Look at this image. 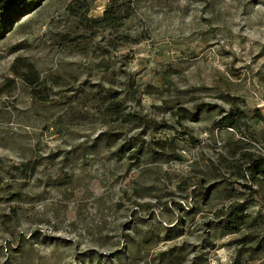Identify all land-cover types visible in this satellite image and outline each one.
Here are the masks:
<instances>
[{
    "label": "rangeland",
    "instance_id": "rangeland-1",
    "mask_svg": "<svg viewBox=\"0 0 264 264\" xmlns=\"http://www.w3.org/2000/svg\"><path fill=\"white\" fill-rule=\"evenodd\" d=\"M254 162L264 0H26L0 21V264H264Z\"/></svg>",
    "mask_w": 264,
    "mask_h": 264
},
{
    "label": "trees",
    "instance_id": "trees-1",
    "mask_svg": "<svg viewBox=\"0 0 264 264\" xmlns=\"http://www.w3.org/2000/svg\"><path fill=\"white\" fill-rule=\"evenodd\" d=\"M26 2V0H0V21L4 24H7L11 22V19L15 16H17L19 12V8L21 5ZM225 121L227 124L232 126V121L228 118H225ZM254 165L252 169H246L250 172H253L252 174L255 175V173H261V175L264 177V165H260L259 163H253ZM242 206H233L231 208L232 210V218L235 216V224H229V220H227L229 228L232 229V231H237L238 228H236L237 224L241 222V218L243 216V212H241Z\"/></svg>",
    "mask_w": 264,
    "mask_h": 264
}]
</instances>
